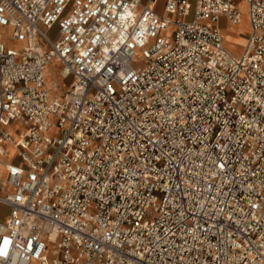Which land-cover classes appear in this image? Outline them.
Listing matches in <instances>:
<instances>
[{
  "label": "built area",
  "instance_id": "built-area-1",
  "mask_svg": "<svg viewBox=\"0 0 264 264\" xmlns=\"http://www.w3.org/2000/svg\"><path fill=\"white\" fill-rule=\"evenodd\" d=\"M159 1L0 0V264H264V0Z\"/></svg>",
  "mask_w": 264,
  "mask_h": 264
},
{
  "label": "bare ground",
  "instance_id": "bare-ground-1",
  "mask_svg": "<svg viewBox=\"0 0 264 264\" xmlns=\"http://www.w3.org/2000/svg\"><path fill=\"white\" fill-rule=\"evenodd\" d=\"M237 8H238V10L240 12V24L237 25V26L225 25L221 29V34H222V38H223V45L229 52H231L234 55L237 54V52H239L241 50V47H242L239 37H241V36L245 37L246 33L249 32V26H248V22H247V19H246V5H245V3L243 1H240L237 4ZM226 29H229V30H226ZM223 31L227 35L236 33L237 40L230 38L231 41L227 42V37L224 35ZM13 46L19 47V44H13ZM50 65H52L51 67L53 68V71H54L55 75L57 76V80L56 79H52V78L50 80L47 79L46 74H47V70H48ZM49 66H47V69H46V72H45L46 83H47V87L49 89H51L52 94L56 95L52 89L53 88H55V89L58 88L57 86H59L61 88V85H62L61 84V81H62L61 77L68 78V76L67 77L65 76V74H66L65 71L63 70V68L61 67V65L57 61H52L49 64ZM50 85H52L53 87L51 88ZM33 264H36V263H33Z\"/></svg>",
  "mask_w": 264,
  "mask_h": 264
},
{
  "label": "rangeland",
  "instance_id": "rangeland-1",
  "mask_svg": "<svg viewBox=\"0 0 264 264\" xmlns=\"http://www.w3.org/2000/svg\"><path fill=\"white\" fill-rule=\"evenodd\" d=\"M162 4H163V1L162 0H160L159 1V3H158V5H157V7H156V11L158 12V13H161L162 12ZM246 19H247V15H246ZM247 22H248V20H247ZM244 25V24H243ZM223 33H224V35L227 37V42L228 41H231V39L230 38H232V39H235V40H237V35H236V33H234V34H230V35H227L224 31H223ZM229 37V38H228ZM234 37V38H233ZM246 37H247V33H246V35H245V37L244 36H241V37H239V39H240V41H241V46L243 47V45H244V43H245V40H246ZM242 47H241V50H242ZM240 50V51H241ZM239 51V52H240ZM239 52H237V54L239 53ZM237 54H235V55H237ZM52 65H50L49 66V68H48V70H47V74H46V76H47V79H56L57 80V76L55 75V73H54V71H53V68L51 67ZM58 75V74H57ZM60 77V76H59ZM62 78V81H61V88L59 87V86H57L58 88H53L52 90L54 91V93L56 94V95H54V96H56V97H60V96H63L64 94H65V92H66V90L68 89V85L71 83V81H72V78L71 77H68V78H63V77H61ZM51 86V88L53 87L52 85H50ZM63 87V88H62Z\"/></svg>",
  "mask_w": 264,
  "mask_h": 264
},
{
  "label": "crops",
  "instance_id": "crops-1",
  "mask_svg": "<svg viewBox=\"0 0 264 264\" xmlns=\"http://www.w3.org/2000/svg\"><path fill=\"white\" fill-rule=\"evenodd\" d=\"M226 30H229V29H226ZM237 37V36H236ZM242 51V50H241ZM241 51L237 54V55H239L240 53H241Z\"/></svg>",
  "mask_w": 264,
  "mask_h": 264
}]
</instances>
